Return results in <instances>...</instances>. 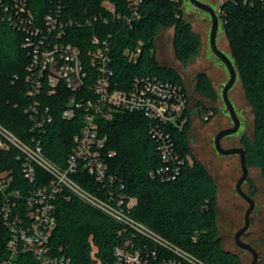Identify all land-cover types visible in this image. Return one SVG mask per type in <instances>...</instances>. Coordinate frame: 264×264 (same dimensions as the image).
<instances>
[{"label":"trees","instance_id":"trees-1","mask_svg":"<svg viewBox=\"0 0 264 264\" xmlns=\"http://www.w3.org/2000/svg\"><path fill=\"white\" fill-rule=\"evenodd\" d=\"M105 0H28V9L41 27L48 14H60L65 19L82 21L85 17L105 13ZM119 11H126V0H110ZM183 2L178 0H144L139 18L133 25L111 22L109 25L74 26L59 41L76 46L88 60L95 49L92 38H107L111 45L112 68L121 82L139 76H156L178 85L182 77L172 67L157 59L156 33L160 28H175L174 55L178 61H192L200 49V40L183 15ZM11 0H0V125L25 143L40 139L44 155L64 167L73 148L74 136L82 127V118L72 121L61 117L71 92L63 90L53 97L44 93L38 98L49 106L53 117L44 131L31 130L30 114L33 102L26 81L31 62L27 46L29 30L14 27L9 17L15 16ZM60 8V13L58 9ZM219 19L231 47L232 61L238 71L246 97L255 113L254 139H242L248 167L260 169L264 178V2L262 0H222ZM51 41L56 38L51 35ZM58 41V40H57ZM27 46V47H26ZM140 54L134 59L135 51ZM197 93L212 101L217 94L205 73L197 76ZM182 128H164L170 134L178 172L172 180H162L159 169L162 160L160 142L150 133L149 121L140 113L118 112L110 122H102L108 135L109 148L116 151L111 160L116 176L113 193L116 197L136 199L128 210L131 220L142 224L158 238L186 252L194 262L182 264H243L239 254L225 250L219 236L216 218L218 188L210 172L192 157L188 143L191 120L187 111ZM15 148L0 150V172L12 171L17 184L27 190L42 185L30 184L23 178L22 160ZM179 162V164H177ZM39 178L45 173L37 170ZM79 184L95 194L84 171L75 176ZM49 179V177H48ZM57 225L51 237L55 250L63 249L73 264H112L116 244L131 241L135 248H152L159 259L178 261V255L128 225L103 214L75 196L59 197L56 207ZM9 230L0 220V261L8 256Z\"/></svg>","mask_w":264,"mask_h":264},{"label":"built area","instance_id":"built-area-1","mask_svg":"<svg viewBox=\"0 0 264 264\" xmlns=\"http://www.w3.org/2000/svg\"><path fill=\"white\" fill-rule=\"evenodd\" d=\"M143 1L126 0V11H119L114 3L105 0L102 5L104 14L85 17L82 21L48 14L44 27L28 9V0H11V6H6V10L10 7L15 10V16L9 17L12 25L29 30L26 45L32 55L26 81L29 83L28 95L33 97V102L26 112L30 114L31 130L44 131L53 119L49 106L38 97L43 93L46 98L53 97L63 90H68L71 95L61 113L62 119L72 121L80 116L82 127L74 136L73 148L62 167L46 158L40 139L34 137L31 144L25 143L0 125V150L17 149L24 180L30 184L37 180L42 183L38 188L25 190L17 184L12 171L0 172V220L10 235L8 256L0 264H73L62 248L55 250L50 243L57 225V200L61 196L79 198L117 222L151 237L179 257L178 261L159 259L155 249L135 248L131 241H125L114 247L112 264L194 262L186 252L130 219L128 210L137 201L116 197L113 193L116 176L111 160L116 151L109 148V138L102 131L104 126L101 124L110 122L118 112L142 114L150 123V133L160 142L161 158L166 163L158 173L162 180H172L179 167L173 163L177 162V157L171 136L164 128L184 126L186 120L183 116L189 109L186 87L156 76H139L129 82H121L112 68L111 45L107 38L97 35L92 38L95 49L88 55V60L83 59L76 46L59 41L67 29L74 26L93 27L111 22L133 25L139 18ZM51 35L56 40L51 41ZM140 52V49L135 51L134 59ZM38 169L45 173L47 180L39 178ZM79 171H84L88 181L97 185L98 194L79 184L75 178Z\"/></svg>","mask_w":264,"mask_h":264},{"label":"rangeland","instance_id":"rangeland-1","mask_svg":"<svg viewBox=\"0 0 264 264\" xmlns=\"http://www.w3.org/2000/svg\"><path fill=\"white\" fill-rule=\"evenodd\" d=\"M221 13L222 0H199ZM183 15L191 24L192 31L200 40V49L192 61L182 63L174 55L175 28H160L156 33L157 59L161 65L172 67L182 77L189 97L191 128L187 135L192 157L212 175L218 188L216 218L219 236L225 250L239 254L243 264H252L253 255L241 250L235 243L236 233L245 225L249 203L236 190L242 176L239 155L224 156L215 147V138L222 130L232 128L233 120L223 99V91L230 79L225 64L213 53L210 46L212 18L209 13L195 7L189 0L183 2ZM218 48L231 60V47L224 31L223 22L217 36ZM205 73L211 80L217 98L212 101L200 96L197 91V76ZM241 127L236 134L225 137V149L243 148L242 139H254L255 113L246 97L241 80L238 79L229 92ZM244 192L255 202L251 224L242 240L259 254L258 264H264V178L260 169L249 167V176L243 185Z\"/></svg>","mask_w":264,"mask_h":264},{"label":"water","instance_id":"water-1","mask_svg":"<svg viewBox=\"0 0 264 264\" xmlns=\"http://www.w3.org/2000/svg\"><path fill=\"white\" fill-rule=\"evenodd\" d=\"M195 7L207 12L210 14L212 18V28H211V34H210V46L213 51V53L225 64L227 67L229 73H230V79L227 83V85L224 88L223 91V99L226 104V107L230 113V116L233 120L234 126L229 129L222 130L218 133V135L215 138V147L217 151L224 155V156H230V155H239L240 156V163H241V168H242V176L237 182L236 190L237 193L244 198L248 203H249V208L246 211L245 214V225L243 228H241L235 235V243L236 245L241 249L245 251H249L253 255V262L252 264H258L259 261V254L258 252L249 244L245 243L242 238L244 235L247 233L248 229L250 228L251 224V215L254 211L255 208V202L254 200L248 196L244 190H243V185L247 181L248 176H249V167L247 164V155L245 152L244 148H230V149H225L222 146V140L230 135L236 134L240 127H241V122L240 119L238 118V115L236 113V110L229 98V92L235 85L237 79H238V71L233 63V61L225 54L223 53L217 45V36H218V31H219V26H220V19L216 11L214 10L213 7L210 5L201 2L199 0H189Z\"/></svg>","mask_w":264,"mask_h":264}]
</instances>
